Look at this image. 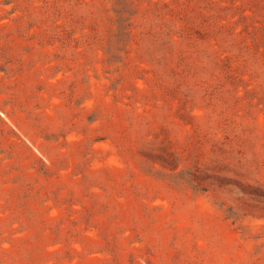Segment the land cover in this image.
I'll return each instance as SVG.
<instances>
[{
	"label": "rangeland",
	"instance_id": "1",
	"mask_svg": "<svg viewBox=\"0 0 264 264\" xmlns=\"http://www.w3.org/2000/svg\"><path fill=\"white\" fill-rule=\"evenodd\" d=\"M236 4L0 0V264H264V200L183 175L229 118L221 175L264 191V21Z\"/></svg>",
	"mask_w": 264,
	"mask_h": 264
},
{
	"label": "trees",
	"instance_id": "2",
	"mask_svg": "<svg viewBox=\"0 0 264 264\" xmlns=\"http://www.w3.org/2000/svg\"><path fill=\"white\" fill-rule=\"evenodd\" d=\"M223 2H227L229 5L227 9H230L228 11L238 10L237 7V0H222ZM252 4L249 8H243L239 10V20L243 25L242 32L243 34L249 35V32L257 33L261 30V22L264 21V0H251ZM124 3V0H122ZM170 13V16L176 21H180V18L173 15L172 11H168ZM245 12H249V15H245ZM233 16V15H231ZM181 24V21H180ZM129 24H126V27H128ZM181 33H183L188 38H191L195 40L196 42H208L212 46H214V40L210 36L209 29L203 22L197 24V25H181ZM123 32L121 34V37L123 38V42H128V32L123 28ZM125 30V31H124ZM264 30V29H263ZM257 42V36L254 37V43ZM262 46H264V41L262 42ZM217 61L221 63V68L223 73L226 75L227 79L230 81L236 80V77L234 76L231 67L232 63L228 57H221V53H218L217 55ZM232 82H230L231 84ZM213 95V89L211 88L208 92L207 96L209 99H211ZM264 100V96L262 97ZM253 99V98H251ZM235 102L238 101V99L235 97ZM221 128L229 129L228 133L223 137L222 141L218 142L216 141L214 145H212V148L210 150L211 154L214 156V159L209 161L205 165H200L199 162L202 159L201 154H194L192 157H194V160L192 161V164L190 165L189 169L183 172V175L185 179L187 180V183L192 187V189L197 190L199 192H203L206 189V186L209 185H216L218 187H224V186H233L239 194L242 196H247L251 198H257L260 200H264V191L261 190L258 186H252L245 182H240L237 180H230L226 179L221 175V172L224 171L223 167L224 162L226 160V157L231 152H235L236 155L239 157L243 156V153L238 147V141L237 137L233 135L235 132V124L232 120L229 118H225L221 122ZM184 157L185 159H188L190 157V154L188 152H185V150H177L176 148H170V150L166 153L168 159L171 162L180 160L181 157ZM216 157L219 158V160L216 159ZM202 166V167H201ZM174 166L172 170H175Z\"/></svg>",
	"mask_w": 264,
	"mask_h": 264
}]
</instances>
